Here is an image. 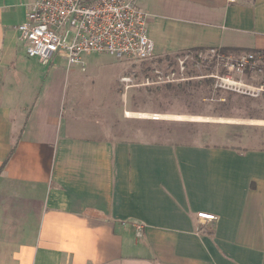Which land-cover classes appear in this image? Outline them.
I'll return each mask as SVG.
<instances>
[{
	"label": "crops",
	"instance_id": "obj_1",
	"mask_svg": "<svg viewBox=\"0 0 264 264\" xmlns=\"http://www.w3.org/2000/svg\"><path fill=\"white\" fill-rule=\"evenodd\" d=\"M35 1L0 0V264H264V141L110 138L65 118V64L20 39ZM138 6L155 54L264 51V0Z\"/></svg>",
	"mask_w": 264,
	"mask_h": 264
},
{
	"label": "rangeland",
	"instance_id": "obj_2",
	"mask_svg": "<svg viewBox=\"0 0 264 264\" xmlns=\"http://www.w3.org/2000/svg\"><path fill=\"white\" fill-rule=\"evenodd\" d=\"M222 53L224 58L209 50L190 49L154 53L145 60L89 53L84 57L86 70L67 65L58 55L68 70L65 118L78 119L85 126L91 123L86 121L89 117L96 133L110 138L259 146L264 130L253 125L264 119V61H258L254 70L249 68L248 76L246 70L244 75L225 66L227 58L236 60L245 53ZM226 74L236 83L217 85L218 77ZM124 77L129 80L122 81ZM249 86L262 89L259 94L254 91L257 95L238 91Z\"/></svg>",
	"mask_w": 264,
	"mask_h": 264
},
{
	"label": "built area",
	"instance_id": "obj_3",
	"mask_svg": "<svg viewBox=\"0 0 264 264\" xmlns=\"http://www.w3.org/2000/svg\"><path fill=\"white\" fill-rule=\"evenodd\" d=\"M148 21L149 13L138 6V0H37L28 4L26 20L18 30L20 39L27 43L28 56L49 65L61 55L67 65L78 64L86 70L84 57L89 53H106L134 60L153 57L155 44L149 36ZM219 50L211 48L209 53L224 58V53ZM227 59L225 66L229 71L245 75L248 67L254 70L258 61H264V53L248 52L236 60ZM183 64L181 61V69ZM258 70L262 68L258 67ZM218 78L216 84L221 87L236 83L230 74ZM128 80L122 78V81ZM261 89L249 86L238 91L257 95ZM198 218L213 222L218 217L213 213L199 212ZM141 229L142 225L138 224V235Z\"/></svg>",
	"mask_w": 264,
	"mask_h": 264
},
{
	"label": "trees",
	"instance_id": "obj_4",
	"mask_svg": "<svg viewBox=\"0 0 264 264\" xmlns=\"http://www.w3.org/2000/svg\"><path fill=\"white\" fill-rule=\"evenodd\" d=\"M222 52H225L227 54H240V53H248V52H263L261 50H254V49H245V48H222L220 49ZM246 75H250V69L249 67L246 69ZM206 82H209L210 86H213V82H210L211 80H205Z\"/></svg>",
	"mask_w": 264,
	"mask_h": 264
},
{
	"label": "bare ground",
	"instance_id": "obj_5",
	"mask_svg": "<svg viewBox=\"0 0 264 264\" xmlns=\"http://www.w3.org/2000/svg\"><path fill=\"white\" fill-rule=\"evenodd\" d=\"M128 114H130V113H128Z\"/></svg>",
	"mask_w": 264,
	"mask_h": 264
}]
</instances>
